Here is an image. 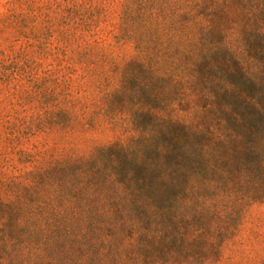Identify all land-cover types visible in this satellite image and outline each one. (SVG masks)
<instances>
[{
	"label": "trees",
	"instance_id": "trees-1",
	"mask_svg": "<svg viewBox=\"0 0 264 264\" xmlns=\"http://www.w3.org/2000/svg\"><path fill=\"white\" fill-rule=\"evenodd\" d=\"M121 8L134 54L49 127L112 139L1 182L0 264H210L264 201V0Z\"/></svg>",
	"mask_w": 264,
	"mask_h": 264
},
{
	"label": "rangeland",
	"instance_id": "rangeland-1",
	"mask_svg": "<svg viewBox=\"0 0 264 264\" xmlns=\"http://www.w3.org/2000/svg\"><path fill=\"white\" fill-rule=\"evenodd\" d=\"M121 2L0 0V192L2 181L33 168L31 155L48 160L112 139L101 129L49 127L52 113L65 105L88 118L100 83L112 76L107 60L134 54L118 39ZM210 264H264V201L244 211L235 237Z\"/></svg>",
	"mask_w": 264,
	"mask_h": 264
}]
</instances>
